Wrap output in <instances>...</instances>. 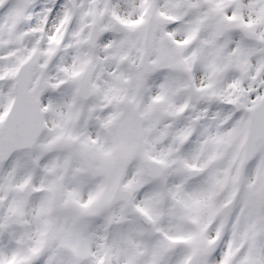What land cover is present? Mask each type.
Listing matches in <instances>:
<instances>
[{
    "label": "snow or ice",
    "instance_id": "6c2138e0",
    "mask_svg": "<svg viewBox=\"0 0 264 264\" xmlns=\"http://www.w3.org/2000/svg\"><path fill=\"white\" fill-rule=\"evenodd\" d=\"M0 264H264V0H0Z\"/></svg>",
    "mask_w": 264,
    "mask_h": 264
}]
</instances>
